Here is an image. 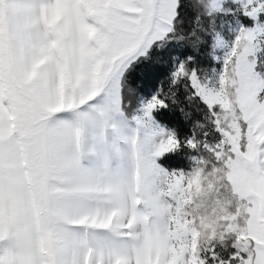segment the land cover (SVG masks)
Returning a JSON list of instances; mask_svg holds the SVG:
<instances>
[{"label": "snow or ice", "instance_id": "obj_1", "mask_svg": "<svg viewBox=\"0 0 264 264\" xmlns=\"http://www.w3.org/2000/svg\"><path fill=\"white\" fill-rule=\"evenodd\" d=\"M191 9L0 0V264H206L202 251L214 250L200 246L187 208L221 170L224 191L245 206L243 233L239 216L222 218L247 253L239 264H264V79L247 59L264 28L239 29L214 86L195 66L207 45L178 27ZM261 11L257 0L243 14ZM148 62L161 75L141 92L129 75ZM169 113L192 122L186 146L207 153L187 176L155 163L180 147L154 118Z\"/></svg>", "mask_w": 264, "mask_h": 264}, {"label": "trees", "instance_id": "obj_2", "mask_svg": "<svg viewBox=\"0 0 264 264\" xmlns=\"http://www.w3.org/2000/svg\"><path fill=\"white\" fill-rule=\"evenodd\" d=\"M185 2H190L192 4V9L191 12H189V15L179 23L178 27L185 35H189L193 32L195 33V36L191 37L192 44H195L197 47H202L204 44L207 45L206 49H202V52L205 51V58L203 56L198 57V62L195 66L199 69V66L204 63L205 66L208 65V67H210L213 64L211 52L212 39L219 25L220 14L209 12L203 0H185ZM240 19L244 25L250 24V20H247L244 16L240 15ZM160 75L161 71L155 68L151 62L141 63L130 73L129 82L132 86H138L143 83L144 88H141L140 91H148L150 90V86H154L155 80ZM181 97L183 96L181 95ZM126 99L130 100L133 106L136 105V96H128L126 94ZM199 114L200 113L193 110V121H195V118L199 117ZM154 117L171 132H174L180 143L178 150L166 153L160 157L159 164L162 167L168 170H185L184 172H186L196 165V161L207 156V153L202 150L198 152L191 150L186 146L187 140L192 138L191 121L184 122L180 120L179 114L175 113H169L163 117L154 114ZM206 131L209 132L208 137L213 135V132L210 129H207ZM196 139L202 141L204 140V137L197 136ZM189 154L194 156V159L197 157V160L190 164L185 161V157ZM228 242L225 240H214L208 247L214 250L211 252L212 254L221 255V264H238V259H232V257L236 256H234L233 249L230 245L227 246Z\"/></svg>", "mask_w": 264, "mask_h": 264}, {"label": "rangeland", "instance_id": "obj_3", "mask_svg": "<svg viewBox=\"0 0 264 264\" xmlns=\"http://www.w3.org/2000/svg\"><path fill=\"white\" fill-rule=\"evenodd\" d=\"M203 1L205 2V5L209 12L220 14L219 25L213 36L212 45H211L213 64L210 67H208V65L205 66L204 63L203 65L199 66L201 78L204 80H210L212 82V85L215 86L217 85L218 78L221 75V71L223 67V60L226 58V56L231 51V48L233 46L235 37L239 32V29L241 27L254 28L257 26L264 28V11L257 13L256 18L252 19V18L245 16L243 13L246 8L250 9L253 6H256L257 0H253V4L251 5H249L248 0H221V8L219 11H216L213 9L214 0H203ZM240 15L244 16V18H246L247 20H250V24L244 25L240 19ZM217 38L223 41L222 46L216 45ZM247 59L249 62L256 65L255 71L260 74V77L262 79H264V38H262L257 48L254 50L252 54H250L247 57ZM181 95L183 96V93H181ZM136 104H137V101H136ZM215 110L218 111L219 110L218 107ZM195 121L203 122V116L201 113L199 114V117L195 118ZM156 122L162 128H164L166 132H171L166 126L160 123L157 119H156ZM207 129L211 130V126L209 125L205 130ZM206 139L209 144H212L218 141L219 135L217 133H213L212 136H209ZM158 141H159V138L157 142ZM259 147H260L261 152L264 153V145H260ZM159 159L160 157H155L156 165L170 175L182 173L187 176L197 166L195 165L193 168L191 167V169H189L186 172H184L185 170L182 171L180 169L168 170L159 164ZM196 160H197V157H195L194 159V156L190 154L185 157V161L188 164ZM221 192H224V188H221ZM229 210L234 213L236 210L235 206H233ZM221 223H224V221H221ZM237 223H239L243 227V220H241L240 218H238ZM223 230L224 229H221V231ZM224 240L226 242L229 241L227 246L230 245V247L233 249L234 256H236L238 260L247 259L246 252L240 251L237 247H234V244L236 243L235 234H226ZM213 256L215 257V260H213ZM201 259H204L206 264H221V261H222L221 255H215V254H212L211 252H204V251H202L201 253Z\"/></svg>", "mask_w": 264, "mask_h": 264}, {"label": "clouds", "instance_id": "obj_4", "mask_svg": "<svg viewBox=\"0 0 264 264\" xmlns=\"http://www.w3.org/2000/svg\"><path fill=\"white\" fill-rule=\"evenodd\" d=\"M222 179V170L219 175L210 173L205 176L202 189L193 193V203L187 208V214L199 221L196 227L199 229L201 247H207L213 243V232H215V240L225 239L228 232L221 223L223 217L235 215L245 220V206H241L239 201L230 196L226 190L221 192V188L225 187ZM233 206L236 209L234 213L229 210ZM221 229L224 230L221 231ZM240 231L243 233L244 227L241 226Z\"/></svg>", "mask_w": 264, "mask_h": 264}]
</instances>
